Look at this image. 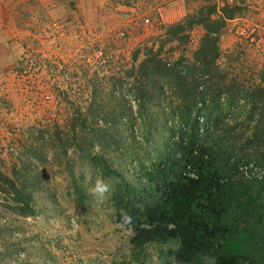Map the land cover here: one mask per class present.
<instances>
[{"label": "rangeland", "instance_id": "rangeland-1", "mask_svg": "<svg viewBox=\"0 0 264 264\" xmlns=\"http://www.w3.org/2000/svg\"><path fill=\"white\" fill-rule=\"evenodd\" d=\"M217 27L210 68L238 106L229 126L241 111L237 123H264V0H0V264H173L167 247L130 261L110 200L154 160L178 103L165 82L142 99L152 59L187 73ZM239 170L259 188L264 169ZM97 177L112 185L103 199Z\"/></svg>", "mask_w": 264, "mask_h": 264}, {"label": "trees", "instance_id": "trees-1", "mask_svg": "<svg viewBox=\"0 0 264 264\" xmlns=\"http://www.w3.org/2000/svg\"><path fill=\"white\" fill-rule=\"evenodd\" d=\"M175 27L183 31L179 24ZM219 30H214V38L205 35L194 52L198 65L187 73L179 63L160 69L156 55L152 59L155 82L148 86L147 80L149 95L142 99L158 97L165 82L172 83L178 103L170 106L171 120L153 145L154 160L138 164L135 184L122 182L110 200L115 222L131 231L130 261L138 263L149 247H167L173 264H264V178L259 188H252L253 179L239 170L251 163L264 169V123H237L245 114L241 111L229 126L228 118L237 115L238 106L220 98L228 87L210 68L218 56ZM209 73L215 86L207 85ZM231 131L243 137L232 139Z\"/></svg>", "mask_w": 264, "mask_h": 264}, {"label": "clouds", "instance_id": "clouds-1", "mask_svg": "<svg viewBox=\"0 0 264 264\" xmlns=\"http://www.w3.org/2000/svg\"><path fill=\"white\" fill-rule=\"evenodd\" d=\"M49 158H51V153H49ZM112 185L105 180L103 177H97L94 181L91 192L97 197L103 199L106 194L111 191Z\"/></svg>", "mask_w": 264, "mask_h": 264}, {"label": "built area", "instance_id": "built-area-1", "mask_svg": "<svg viewBox=\"0 0 264 264\" xmlns=\"http://www.w3.org/2000/svg\"><path fill=\"white\" fill-rule=\"evenodd\" d=\"M145 22H147V20H145Z\"/></svg>", "mask_w": 264, "mask_h": 264}]
</instances>
